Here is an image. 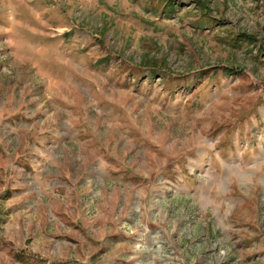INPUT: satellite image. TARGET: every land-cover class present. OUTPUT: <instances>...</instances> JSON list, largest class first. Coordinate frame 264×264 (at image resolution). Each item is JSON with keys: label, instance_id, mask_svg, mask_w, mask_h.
<instances>
[{"label": "rangeland", "instance_id": "obj_1", "mask_svg": "<svg viewBox=\"0 0 264 264\" xmlns=\"http://www.w3.org/2000/svg\"><path fill=\"white\" fill-rule=\"evenodd\" d=\"M0 264H264V0H0Z\"/></svg>", "mask_w": 264, "mask_h": 264}, {"label": "crops", "instance_id": "obj_2", "mask_svg": "<svg viewBox=\"0 0 264 264\" xmlns=\"http://www.w3.org/2000/svg\"><path fill=\"white\" fill-rule=\"evenodd\" d=\"M67 178V177H66Z\"/></svg>", "mask_w": 264, "mask_h": 264}]
</instances>
